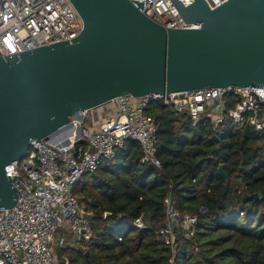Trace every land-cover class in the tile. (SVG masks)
<instances>
[{
	"label": "water",
	"instance_id": "1",
	"mask_svg": "<svg viewBox=\"0 0 264 264\" xmlns=\"http://www.w3.org/2000/svg\"><path fill=\"white\" fill-rule=\"evenodd\" d=\"M71 1L84 22L72 42L0 55V208L18 200L17 175L6 165L81 112L128 93L264 87V0H226L214 9L205 0H172L199 28L164 27L142 11L145 0ZM218 172L229 182L224 164Z\"/></svg>",
	"mask_w": 264,
	"mask_h": 264
},
{
	"label": "built area",
	"instance_id": "2",
	"mask_svg": "<svg viewBox=\"0 0 264 264\" xmlns=\"http://www.w3.org/2000/svg\"><path fill=\"white\" fill-rule=\"evenodd\" d=\"M205 1L214 9L226 0ZM181 2L188 6L194 0ZM142 11L166 28L200 27L198 23H186L172 0H145ZM83 27V19L71 0H0V55L19 54L67 39L72 42ZM155 102L188 115L193 125L207 120L217 128L231 118L237 126L246 124L264 132V87L253 85L230 84L142 96L128 93L81 112V119L42 144L32 141L22 160L6 165L8 175H17L13 183L18 200L12 208H0V264H61L55 247L66 246L69 240H90L91 220L74 194V186L103 161L114 160L127 140L140 144L143 164L161 168L159 122L148 112ZM106 107L109 112L100 119L93 115L94 110ZM85 119L90 124L83 126ZM164 209L159 238L171 246L175 256L178 234L189 240L195 238L199 217L179 210L172 191L164 198ZM134 224L145 226L142 217ZM193 248L198 251L199 244L195 242ZM64 264H69L68 260Z\"/></svg>",
	"mask_w": 264,
	"mask_h": 264
},
{
	"label": "trees",
	"instance_id": "3",
	"mask_svg": "<svg viewBox=\"0 0 264 264\" xmlns=\"http://www.w3.org/2000/svg\"><path fill=\"white\" fill-rule=\"evenodd\" d=\"M148 112L159 122L161 168L143 164L140 144L127 140L114 160L83 175L74 194L86 208L92 236L57 247L61 262L264 264V132L231 118L217 128L207 120L193 125L163 102ZM169 191L179 210L199 217L195 238L178 234L175 256L159 238ZM139 217L143 228L134 224Z\"/></svg>",
	"mask_w": 264,
	"mask_h": 264
},
{
	"label": "rangeland",
	"instance_id": "4",
	"mask_svg": "<svg viewBox=\"0 0 264 264\" xmlns=\"http://www.w3.org/2000/svg\"><path fill=\"white\" fill-rule=\"evenodd\" d=\"M108 112H109L108 107H106V108H99V110H94L93 111V115L96 116V117H99V119H100L105 114H108ZM90 114H91V112H90ZM89 124H90V120L85 119L82 125L83 126H86V125H89ZM68 242H69L68 245H74V244H76V242L74 243V242H72V240H69ZM55 252L58 253V250H57L56 247H55ZM59 262L61 264H64L66 261L64 263H62L61 260H60V258H59Z\"/></svg>",
	"mask_w": 264,
	"mask_h": 264
}]
</instances>
